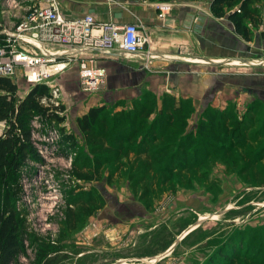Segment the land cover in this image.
<instances>
[{
    "label": "rangeland",
    "instance_id": "obj_1",
    "mask_svg": "<svg viewBox=\"0 0 264 264\" xmlns=\"http://www.w3.org/2000/svg\"><path fill=\"white\" fill-rule=\"evenodd\" d=\"M38 2L0 0V29ZM260 45H253L252 58L261 55ZM93 57L90 67L101 71V81L84 87L77 63L53 78L63 119L33 118L39 158L7 171L1 184L0 202L13 203L25 247L16 264H222L216 254L227 240L241 244L228 264H264V94L252 99L250 115L230 112L202 134L196 132L201 118L187 120L192 109L182 110L185 121L173 118L163 134L157 130L150 152L136 156L132 145L148 134L157 112L155 94L132 88L140 81L136 55ZM254 70L264 82V59ZM15 82L22 97L28 84L22 75ZM137 102H144L147 117L134 115ZM96 105L103 106L105 128L97 122L86 136L76 118ZM187 130L195 138L190 149L180 145ZM207 145L206 157L194 155ZM169 161L174 167L166 169ZM246 217L256 222L252 228L241 226Z\"/></svg>",
    "mask_w": 264,
    "mask_h": 264
},
{
    "label": "crops",
    "instance_id": "obj_2",
    "mask_svg": "<svg viewBox=\"0 0 264 264\" xmlns=\"http://www.w3.org/2000/svg\"><path fill=\"white\" fill-rule=\"evenodd\" d=\"M160 1L163 0H58L63 15L76 18L91 13L97 21L138 25L146 41L134 59L133 73L136 82L140 81L132 88L138 93H154L152 107L156 110L166 93L181 99L175 105L192 109L186 116L187 120L193 117L192 122L211 115L229 120L230 112L238 118L250 115L252 99L264 94V82L254 79L259 77L254 65L264 59V36L261 38L256 30L251 40H244L225 17L211 13L209 0H170L168 10L155 6ZM255 43L262 44L261 55L252 58ZM117 56L114 53L103 58ZM244 219L241 226L245 229L256 224Z\"/></svg>",
    "mask_w": 264,
    "mask_h": 264
},
{
    "label": "trees",
    "instance_id": "obj_3",
    "mask_svg": "<svg viewBox=\"0 0 264 264\" xmlns=\"http://www.w3.org/2000/svg\"><path fill=\"white\" fill-rule=\"evenodd\" d=\"M263 2L264 0H209V9L214 16L225 17L231 23L234 32L241 38L251 40L256 30L259 31L260 36H264ZM16 92L15 82L7 76L0 75V120L5 121L3 132L0 134V189L7 171L15 172L27 159L39 158L31 139L34 130L30 123L33 118L38 116L41 121L51 122H61L63 119L62 115L58 114L63 109L62 104L54 102L48 87L44 83L33 84L22 97H18ZM161 99L162 106L150 120L148 134L143 133L137 140L138 143L132 145L131 149L136 155L150 152L153 145L152 141L159 139L158 137L166 131L173 118L176 119L175 117H177V119L182 120L181 122L185 121V114H182V110L185 109L174 104L176 101L180 102V98L163 93ZM135 107L139 112L134 115L139 116L141 114L145 118L149 114L144 102H137ZM102 110V105L90 106L76 118L79 130L86 136H89L91 130L95 129L97 122L104 121L102 129L105 128L106 117H101ZM134 115L131 116L132 119ZM220 118L211 115L206 120L200 121L196 127V132L202 134L205 127L211 130L212 123L210 121L220 120ZM215 126L218 127L217 124ZM227 128L229 129V125ZM157 130H159L158 137H156ZM189 132L191 130L186 131L184 137L181 138L183 140H181L180 145L185 143L184 149H190L193 139H195L192 136L194 133L189 134ZM64 137L70 139V135ZM221 138L223 139V137ZM127 142L128 140L125 141V143ZM120 146L121 144L117 146L118 151ZM96 147L100 146L94 144L91 149L95 151L97 150ZM111 148L112 146H108L106 150H111ZM210 151L211 148L208 145L202 146L197 152L194 151V155L203 158ZM98 155L103 158L102 154L99 153ZM173 167L174 165L169 161L166 169ZM20 232L18 212L10 199L5 198L0 202V264H16L18 257L24 254L25 247ZM221 249L222 251H218L216 256L222 260V264H228L238 257L241 244L235 246L234 242L232 244L227 240L223 242ZM244 249L246 248H243L242 258L246 253ZM212 258L215 259V256Z\"/></svg>",
    "mask_w": 264,
    "mask_h": 264
},
{
    "label": "built area",
    "instance_id": "obj_4",
    "mask_svg": "<svg viewBox=\"0 0 264 264\" xmlns=\"http://www.w3.org/2000/svg\"><path fill=\"white\" fill-rule=\"evenodd\" d=\"M170 4V0H163L155 6L168 10ZM0 31V75L13 81L22 75L28 89L35 83H44L52 97L56 92L55 86L51 87L53 78L67 64L77 63L81 84L95 87L101 81V71L90 67L93 56L137 55L146 41L135 23L97 21L91 13L76 18L63 15L58 0L39 1L10 28Z\"/></svg>",
    "mask_w": 264,
    "mask_h": 264
},
{
    "label": "water",
    "instance_id": "obj_5",
    "mask_svg": "<svg viewBox=\"0 0 264 264\" xmlns=\"http://www.w3.org/2000/svg\"><path fill=\"white\" fill-rule=\"evenodd\" d=\"M90 77H91V75H90ZM92 78V77H91ZM176 240V239H175Z\"/></svg>",
    "mask_w": 264,
    "mask_h": 264
},
{
    "label": "bare ground",
    "instance_id": "obj_6",
    "mask_svg": "<svg viewBox=\"0 0 264 264\" xmlns=\"http://www.w3.org/2000/svg\"><path fill=\"white\" fill-rule=\"evenodd\" d=\"M183 234V233H182ZM162 257V256H161Z\"/></svg>",
    "mask_w": 264,
    "mask_h": 264
}]
</instances>
